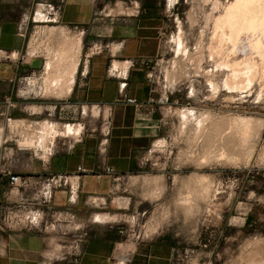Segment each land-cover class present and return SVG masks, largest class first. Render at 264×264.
<instances>
[{
  "label": "rangeland",
  "instance_id": "obj_1",
  "mask_svg": "<svg viewBox=\"0 0 264 264\" xmlns=\"http://www.w3.org/2000/svg\"><path fill=\"white\" fill-rule=\"evenodd\" d=\"M157 1L166 24L161 53L152 64L150 79L155 99L164 100L157 106L158 115L164 121V132L144 152L138 172L120 178L119 188L105 201L107 211L116 217L90 224L87 235L94 232L90 226L99 224L103 232L112 230L114 237L126 244L165 239L174 246L172 264H264V56L261 57L264 41L257 46L263 49L260 55L255 46L252 51L255 55L251 52L254 58L246 56L251 72L243 67L246 73L240 81L232 80L229 76L232 71L219 67L210 58L209 42L217 17L234 0H173L172 5L170 0ZM43 3L45 0H38L36 10L42 9ZM44 25L29 23L32 34H27L23 51L30 56L36 49L37 54L28 57L36 59L33 66L41 65V69L53 57L49 52L69 49L76 39L74 34H69L75 38L62 36L60 41L56 40L52 36L54 30L49 33ZM38 26L45 31L41 32L42 27ZM259 32L254 35L257 37ZM180 33L183 47L179 49L176 39ZM89 47L83 46L82 58H86ZM42 79L37 85L45 83ZM227 79L229 84L225 83ZM40 90L43 89L38 87L24 96H34ZM40 94L44 95L42 91ZM36 105L40 112L29 116L32 120L23 121L27 139L20 140V135H16L15 120L7 122L6 138L8 145L16 147L21 143L40 162L45 159L46 147H52L54 154L75 140L59 133L66 123L85 124L84 132L90 127L91 119L98 126L101 124V117L97 115H86L81 120L63 118L60 103ZM182 110L192 113L185 117ZM28 112L32 113L31 107ZM198 119L201 127L197 126ZM97 203L102 204L101 200ZM57 224L65 226V222L58 221L56 229ZM122 260L131 264L124 257Z\"/></svg>",
  "mask_w": 264,
  "mask_h": 264
},
{
  "label": "crops",
  "instance_id": "obj_2",
  "mask_svg": "<svg viewBox=\"0 0 264 264\" xmlns=\"http://www.w3.org/2000/svg\"><path fill=\"white\" fill-rule=\"evenodd\" d=\"M37 1L0 0V50L5 53L0 52V264H116L126 255H130L126 263L131 264H172L174 246L165 239L126 244L116 239L112 230L103 232L104 228L99 224L90 226L94 232L87 235L90 224L102 222L94 219L95 216L111 215L104 203L119 188L117 181L138 172L144 152L164 132L163 118L157 112L159 100L154 97L150 79V66L161 53L166 24L158 7L160 2L65 0L57 22L38 23L54 28V35L59 32V37L75 38L69 35L74 34L81 38V50L96 42L109 43L110 48L86 58H82L81 51L73 86L69 90L68 84L59 86L54 90L58 97L54 93L40 96L41 90L34 96H24L23 90H19V79L23 74L32 72L39 84L45 72V65L42 69L41 65L33 66L36 59L23 53L27 34H32L29 23H37L33 19ZM53 38L57 39L56 35ZM12 52L16 53L15 57L6 55ZM116 62L119 65H115ZM41 70L43 73L39 74ZM33 87L35 91L42 85ZM38 97L45 100H36ZM39 102L62 104L64 110H59L62 117L73 120L86 117L82 106H86L89 113L95 104L112 106L106 158L102 159L98 154L100 125L93 119L81 138L70 140L47 163L40 162L27 148H19L21 144L8 145L7 119L32 120L29 116L36 113L28 112V108ZM21 134V130L16 131L20 140ZM78 166L89 171L82 174L73 203L69 201L68 190L59 189L54 192L51 204L42 206L36 199V185L11 184V174L31 175L40 181L51 173L74 172ZM106 167L115 172H106ZM98 200L102 204L97 203ZM14 206H26L25 210L21 209V214L40 209L45 220L31 228L7 226L2 212ZM65 210L74 212L79 229L61 227L60 224L55 228L58 220L50 214ZM113 216L115 218L116 214ZM76 242L81 248L77 262L72 255Z\"/></svg>",
  "mask_w": 264,
  "mask_h": 264
},
{
  "label": "bare ground",
  "instance_id": "obj_3",
  "mask_svg": "<svg viewBox=\"0 0 264 264\" xmlns=\"http://www.w3.org/2000/svg\"><path fill=\"white\" fill-rule=\"evenodd\" d=\"M226 1V0H225ZM170 5L173 4V0H170L169 2ZM221 14V13H219ZM218 19L216 20L215 22V26H214V33L213 35L211 36V41L209 42L210 43V58L215 60L217 65L220 67H223V68H227V69H230L231 74H229L230 77H232V80H235V81H240L239 79L242 78L243 76V73H246L243 71V67L246 68L247 67V72L249 71V69H251V65H249L247 63V61H249V58H247L246 56L248 55V57H253L254 58V55L256 52H261L263 51L262 48L261 51L260 49L257 47L260 43L263 45V41H264V0H234L232 2L229 3L228 7L226 8L224 14L221 16V17H217ZM48 19V16L47 14H45L43 12V10L39 9L37 10L36 12V15H35V20L37 22H42V21H45ZM56 25V24H55ZM51 26V25H50ZM59 26V25H58ZM39 27V26H38ZM42 27V26H40ZM39 27V28H40ZM45 28L47 26H44ZM56 27V26H55ZM64 27V26H62ZM37 28V27H36ZM65 28V27H64ZM38 29V28H37ZM56 29V28H55ZM61 29V28H58V30ZM66 29V28H65ZM260 29V30H259ZM49 30V33L50 31L54 30V28L52 29H47ZM57 30V29H56ZM62 30V29H61ZM67 30V29H66ZM254 30L255 32L256 31H261L259 32V35H257V37L255 36L256 33L253 32L251 33V31ZM37 31V30H36ZM39 31V30H38ZM45 29H43L42 27V30L41 32H44ZM60 31V30H59ZM64 31V30H63ZM56 32V31H55ZM65 32V31H64ZM62 32V35H65V33ZM59 33V32H58ZM255 33V35H254ZM261 33H263V35H261ZM60 34V33H59ZM250 34L251 35V38H250ZM37 35V34H36ZM48 35V34H47ZM46 35V36H47ZM57 35V34H56ZM72 35V34H71ZM52 36H54L52 34ZM60 36V35H59ZM58 35L56 36V40H59L60 38ZM41 37V36H40ZM62 37V36H61ZM48 38V37H47ZM250 39L248 41H250L248 43V41H246L247 39ZM39 40V39H38ZM48 40V39H47ZM70 40H73V39H70ZM177 40V43H178V46H179V49L181 47H183V36H182V33H180L178 35V38L176 39ZM263 40V41H262ZM60 41V40H59ZM37 41H35L36 43ZM39 42V41H38ZM58 41H56L57 43ZM81 38H76L73 43H71L72 45L68 48H64L62 50H58V51H53L52 53L49 52V54H52L53 57H50L51 59L49 61H47V63H45V72L43 70L44 73H46V76L45 74L43 76H45L44 78L45 79H42L44 80L43 83L45 82L46 85L42 84V87H40L41 90L44 95H47V94H52L54 93V96L55 94H57L56 92H54V90H56L59 86L61 85H67L68 84V88L67 90L70 89V87L72 88L73 85L72 82L74 80V75H75V72H76V69H77V66H78V62H79V59H80V53H81ZM201 42V41H200ZM247 42V43H246ZM253 42L254 45H251L250 43ZM68 43V42H67ZM32 44V43H31ZM55 44V43H53ZM52 44V45H53ZM60 43H58L59 45ZM201 44V43H200ZM40 44H38L37 46H39ZM50 45V44H49ZM199 45V44H198ZM41 46H44L43 44H41ZM39 46V47H41ZM46 46V45H45ZM44 46V47H45ZM48 46V45H47ZM60 46V45H59ZM202 46V45H201ZM254 47L253 49L251 48V50H249L250 48L249 47ZM255 46H256V49L258 48V50L253 53L252 51L255 49ZM51 47V46H50ZM261 47V46H259ZM264 47V45L262 46ZM34 48V47H33ZM45 49V48H44ZM55 49V48H53ZM31 50V49H30ZM43 50V49H41ZM39 50V51H41ZM48 50V49H47ZM50 50V48H49ZM46 51V49L44 50ZM43 51V52H44ZM47 52V51H46ZM201 52V51H200ZM254 54L252 56V53ZM40 53V52H39ZM251 53V55H249ZM262 53V52H261ZM37 54V51L36 49L32 52H31V55H36ZM30 55V56H31ZM45 54H43L44 56ZM205 55V54H204ZM260 55V53H259ZM262 55V54H261ZM29 56V55H28ZM29 56V57H30ZM46 56V55H45ZM82 56V55H81ZM209 56V55H208ZM263 56L264 54L261 56L262 59H263ZM48 57V56H47ZM260 57V56H259ZM203 58V57H202ZM256 59V57H255ZM261 59V58H260ZM259 59V60H260ZM48 60V59H47ZM195 60H198V57L197 59ZM202 60V59H201ZM261 61V60H260ZM214 62V61H212ZM246 62V64H245ZM209 63H210V59H209ZM243 63V64H242ZM118 62H116L115 65H117ZM122 64V63H121ZM208 64V63H207ZM119 65V64H118ZM173 65V64H172ZM216 65V64H215ZM263 65V64H262ZM181 66V65H180ZM254 66V65H253ZM258 66V65H256ZM176 68V67H175ZM217 68V67H216ZM254 68V67H253ZM183 69V68H181ZM257 69V68H256ZM259 69V68H258ZM79 70V69H78ZM172 70V69H171ZM184 70V69H183ZM207 70V69H206ZM174 71V70H173ZM177 71V70H176ZM185 71V70H184ZM212 71V70H211ZM42 72V73H43ZM169 72V71H168ZM183 72V71H182ZM251 72V71H249ZM256 72V71H255ZM177 73V72H175ZM172 74V73H171ZM170 74V75H171ZM183 74V73H182ZM186 74V72L184 73ZM208 74V73H206ZM187 75V74H186ZM209 75V74H208ZM245 75V74H244ZM247 75V74H246ZM245 75V76H246ZM42 76V77H43ZM228 76V77H229ZM37 77V76H36ZM184 77V76H183ZM182 77V78H183ZM227 77V78H228ZM38 78V77H37ZM40 78V76H39ZM169 79V78H168ZM40 80V79H39ZM228 81H226L225 83L226 84H229V79H227ZM169 81V80H168ZM177 81V80H176ZM37 79L34 77L32 79V83L30 86H28L26 89L23 90V93L26 94V93H29L31 91H34L32 89L33 85H36L38 84L37 83ZM41 82V81H40ZM74 83V82H73ZM172 83V81H171ZM40 84V85H41ZM44 85V86H43ZM72 90V89H71ZM61 91V90H60ZM64 91V90H63ZM70 92V91H69ZM38 93V92H37ZM42 94V93H41ZM71 94V93H70ZM70 94H67V95H70ZM53 96V95H52ZM53 96V97H54ZM46 97V96H45ZM51 97V95H50ZM55 97H58V96H55ZM54 97V98H55ZM61 98V97H60ZM39 107V106H38ZM32 109V112L33 113H39L40 111L37 110V107L34 106L31 108ZM87 112V110H86ZM181 112V111H180ZM190 111L188 110H182V115L185 116V117H189L188 113ZM192 113V112H190ZM206 115V114H205ZM209 115V114H207ZM204 121V120H203ZM45 122V121H43ZM49 122V121H48ZM209 122V121H208ZM205 121V123H208ZM50 123V122H49ZM197 123V126L198 127H201L202 125V122L200 119H198V121L196 122ZM52 126H53V123L51 122ZM26 124L25 122H18L16 121L15 124H14V130L15 131H19L21 130V135H22V140H23V137H25L24 139L26 140L27 137L26 135L24 134V130L26 129ZM196 126V125H195ZM205 126V125H204ZM203 126V127H204ZM216 126V124H215ZM214 126V127H215ZM54 127V126H53ZM56 127V126H55ZM213 128V127H212ZM45 129V128H44ZM49 128H47L48 130ZM57 129V128H56ZM195 129V128H194ZM198 129V128H197ZM201 129V128H200ZM203 129V128H202ZM208 129V127H207ZM51 130V129H50ZM55 129H53V132H56L54 131ZM82 131V125L78 124V126L76 125H73V124H70V123H66L64 125V128H62V130H60V134L61 135H64V136H68V137H71V138H75L79 135V133ZM196 131V129H195ZM213 131V130H212ZM217 131V130H216ZM221 131V130H220ZM46 132V131H45ZM52 132V131H50ZM204 132V131H203ZM202 132V133H203ZM214 132V131H213ZM47 133V132H46ZM58 133V134H59ZM194 133V131H193ZM205 133V132H204ZM207 133V132H206ZM54 134V133H53ZM46 135V134H45ZM57 135V134H56ZM53 136V135H52ZM202 136V135H201ZM205 136V135H203ZM212 136V135H211ZM193 137V136H192ZM223 137V136H222ZM200 141H203V140H200ZM208 141V140H207ZM211 141V140H210ZM224 141V140H223ZM54 142V141H53ZM196 142V141H195ZM26 143H28L26 141ZM219 143V142H218ZM54 144V143H53ZM198 144V143H197ZM196 144V145H197ZM28 146V144H26ZM48 145V144H47ZM50 145V143H49ZM53 146V145H52ZM214 146V145H213ZM52 147H46V152H45V159H48L49 156H50V153ZM217 155V154H216ZM203 156V155H202ZM215 157V156H214ZM158 180V178H157ZM156 180V181H157ZM195 184V183H193ZM160 187V185H159ZM154 195V194H153ZM194 199V198H193ZM195 204V203H194ZM192 205V204H191ZM196 206V204L194 205ZM193 206V207H194ZM114 216L111 214H101V215H98V216H95L94 219H98L102 222H107L108 220L110 219H113ZM149 230V229H148ZM253 241V240H252ZM256 241V240H255ZM258 241V240H257ZM259 242V241H258ZM259 244V243H258ZM130 246V245H129ZM247 246V245H246ZM255 246V245H253ZM248 247V246H247ZM250 247V246H249ZM248 247V248H249ZM255 249V248H254ZM260 255V254H259ZM254 256V255H253ZM257 256V255H256ZM255 256V257H256ZM130 255H126L124 256V259H127L129 258ZM254 259H258L257 257ZM263 259V258H262ZM252 260V259H251ZM256 261V260H255ZM253 262V261H252ZM252 264V263H251ZM255 264V263H253Z\"/></svg>",
  "mask_w": 264,
  "mask_h": 264
},
{
  "label": "built area",
  "instance_id": "obj_4",
  "mask_svg": "<svg viewBox=\"0 0 264 264\" xmlns=\"http://www.w3.org/2000/svg\"><path fill=\"white\" fill-rule=\"evenodd\" d=\"M65 0H45V3H43V12L47 14L48 19L42 22H57L59 13L62 9V5ZM37 10L35 9L33 14V19L35 20ZM37 22V21H36ZM21 32H23V29L21 28ZM106 48H110V44L106 42H96L92 44L89 47L87 57L90 55L97 53V52H103ZM2 53L3 50H0ZM5 54V53H2ZM8 57L10 56H16V53L12 52L10 54H6ZM113 68V67H112ZM153 66H150V77L152 75ZM118 72V70H115ZM31 75L22 76L19 79V90H24L28 86L31 85L32 77ZM130 101H134L133 99H130ZM164 102L163 98L160 97L159 103ZM82 113L88 115L89 111L88 108L85 106H82ZM60 110H64V106H61ZM87 110V112H86ZM96 111L95 114L93 111ZM91 114L94 116L101 117V124H100V133L101 138L98 145V154L101 156L102 159L106 158L107 153V146L109 137L111 135V115H112V106L108 104H95L91 108ZM61 115V114H60ZM11 119H7V122H10ZM81 123V122H79ZM78 124L77 122L73 123V125ZM84 124V123H82ZM84 126H82V131L79 133L77 137H75V140L78 138H81L83 132H84ZM21 144V143H20ZM20 147H24L19 145ZM26 148V147H25ZM53 155V153H50L49 158ZM48 159H43V163H47ZM86 168L83 166H78L77 170L74 172H61V173H51L48 176H46L43 180L37 181L33 179V176L31 175H22V174H11V184L14 185H22V186H37L36 190V199L37 202L42 206H48L51 204L54 196V192L59 189H66L69 192V201L75 202L77 199L78 190L80 187V180L83 173L88 172ZM106 172L113 173L115 172L113 168L106 167ZM21 207H8L3 210V221L5 225L7 226H18L22 225L24 227H33L41 224L44 218V214L40 209H34L32 211L23 212V214L20 213L21 209H26V206ZM51 217H55L60 222H65L66 226H70L72 228L79 229L80 225L75 224L76 215L71 210H65V211H53L51 214ZM74 260L77 262L79 260V257L81 255V248L80 243L76 242L73 246V254ZM118 264H125V261H119Z\"/></svg>",
  "mask_w": 264,
  "mask_h": 264
}]
</instances>
